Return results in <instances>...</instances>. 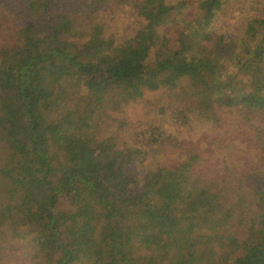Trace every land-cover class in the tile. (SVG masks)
Instances as JSON below:
<instances>
[{
  "label": "trees",
  "instance_id": "1",
  "mask_svg": "<svg viewBox=\"0 0 264 264\" xmlns=\"http://www.w3.org/2000/svg\"><path fill=\"white\" fill-rule=\"evenodd\" d=\"M127 4L146 24L116 47L97 16ZM223 7L202 2L207 17L186 19L193 33L170 35L159 30L180 10L166 0H0V230L33 231L55 264H264V38L251 61L233 59L221 39L200 49ZM224 61L237 62L252 91L224 96L237 79L219 71ZM182 78L202 88L206 108L258 117L261 165L209 175L201 154L175 144L183 161L148 173L135 192L112 113Z\"/></svg>",
  "mask_w": 264,
  "mask_h": 264
},
{
  "label": "rangeland",
  "instance_id": "2",
  "mask_svg": "<svg viewBox=\"0 0 264 264\" xmlns=\"http://www.w3.org/2000/svg\"><path fill=\"white\" fill-rule=\"evenodd\" d=\"M204 1L166 0L180 11L171 19L172 23L161 26L159 32L175 35L178 29L184 31L188 28L189 33H193L186 19L188 23L197 25L202 15H207L202 13L201 8L199 11ZM223 4V11L217 12L209 27L201 33L199 41L202 43L199 44L203 47L200 49L214 45L221 39L231 47L233 44V59L237 54L241 61H251L250 51L262 44L260 42L264 38V28L259 26V22L264 21V0H223ZM19 20L21 22L22 18ZM7 21L11 19L7 18ZM97 23L104 27L106 37L112 39L116 47L131 40L141 30L143 23L146 24L133 4L104 9L97 16ZM252 25H255L252 39L245 42ZM157 58L156 51H152L146 65H153ZM219 71L230 78L237 76L225 92V97L230 96L232 89L252 91L250 81L239 72L236 61L221 62ZM200 90L202 88L194 85L189 78H182L173 86L144 91L141 99L127 104L121 112L112 113L118 120L117 126L112 129L118 138V147L132 157L131 171L138 180L133 186L135 192L136 188L142 187L148 173L183 161L184 149H178L175 144L201 154L204 159L202 170H208L209 175L218 171L221 175L253 171L261 165L257 149L258 117L238 107L222 108L218 103L206 108L201 103L205 98L199 93ZM56 163L65 166V157L59 154ZM260 172L258 170L257 174L261 175ZM60 203V208L70 209L63 199ZM9 223L12 227V223ZM20 230V237L10 235L8 224L0 230V264H55V260L48 261L38 252L33 231ZM226 251L220 247V253Z\"/></svg>",
  "mask_w": 264,
  "mask_h": 264
}]
</instances>
